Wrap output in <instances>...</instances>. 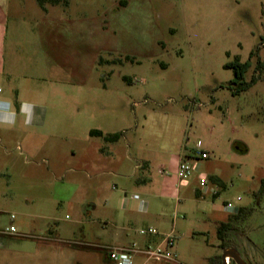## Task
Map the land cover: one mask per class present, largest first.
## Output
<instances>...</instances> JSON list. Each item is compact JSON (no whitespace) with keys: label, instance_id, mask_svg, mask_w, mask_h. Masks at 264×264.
Segmentation results:
<instances>
[{"label":"rangeland","instance_id":"1","mask_svg":"<svg viewBox=\"0 0 264 264\" xmlns=\"http://www.w3.org/2000/svg\"><path fill=\"white\" fill-rule=\"evenodd\" d=\"M126 1L114 18L111 8ZM3 7L0 96L15 87L47 117L36 128V154L20 133L0 127V264H92L73 249L85 241L105 256L117 230L130 228L120 201L146 159L154 191L161 193L164 178L179 186L177 200L161 199L163 229L176 238L178 263L169 264H209L221 255L216 228L240 207L252 210L228 240L247 264H264V70L255 68L264 61V0H60L43 8L7 0ZM43 10L114 20L116 48L101 53L109 63L96 65L87 87L44 80L35 36ZM235 56L249 61L246 80L256 76L245 91L236 92L224 68ZM97 125L121 131L104 171L96 160L110 143L87 132ZM199 151L209 157L192 158L197 168L179 179L180 155ZM201 178L212 190L197 196ZM10 225L15 233L4 231Z\"/></svg>","mask_w":264,"mask_h":264},{"label":"crops","instance_id":"2","mask_svg":"<svg viewBox=\"0 0 264 264\" xmlns=\"http://www.w3.org/2000/svg\"><path fill=\"white\" fill-rule=\"evenodd\" d=\"M5 2L7 3V0H0V8H2L0 11V41L6 40L5 33H1L2 29L7 25L5 24L6 14L5 8L3 7ZM124 5L127 6L128 1L121 6L115 5L111 8L114 18H116V13L120 11ZM108 20V18L100 17L95 20H90L86 17L64 16L59 13L53 14L43 10V13L40 14V17L36 22L35 36L41 54L44 80L51 84H59L81 89L87 87L96 65L109 63V61L104 60L101 53L105 50L107 52L114 51L116 48L117 27L114 24V20H112L113 25H111ZM0 70L1 73H3V68ZM105 87L107 88L108 86ZM13 93L14 95L4 93L0 96V127L8 128L10 131L16 130V132L22 135V139H20L19 142L23 144L25 150L30 154H36L40 151L36 145V131L38 130L36 128L45 127L43 124L47 117V108L37 107L32 103L28 104V102L21 101L19 97L20 92L15 87H13ZM15 108L16 111L14 110ZM17 125H21L22 129L18 128ZM108 128L109 129H104L101 125H97L88 128L87 132L89 135L91 130H99L103 134L121 132L111 131L112 129H110V127ZM62 131L63 130H53V134L63 135L58 133ZM72 131V128L67 130V132ZM38 132V135H41L40 130ZM24 136L27 138H24ZM116 141L117 140L109 142L110 147L105 146L100 149L104 156H101L102 158H97L96 167L100 168L102 171H104L109 164L107 163V159L112 157ZM192 156L193 155L188 153L180 155L177 163L178 166L183 161L189 162L193 158ZM85 163L88 164L89 162ZM134 168L137 171L136 175L133 176L134 178L132 179V182H129L133 192L127 197L126 194L128 189H124V196L126 195L127 198L122 202V198L124 197L122 196L120 201V204L125 211L121 216L122 223L126 222L130 228L122 226L121 230H117L115 233V236L117 237L116 245L136 243L140 247H146L148 245L160 243L161 235H141L139 230L153 227L158 233H169L163 229V220L166 217V209H164V206L166 207L167 203L161 199L174 198V200H177L179 197V186L177 187L176 183L171 186L170 180L164 178L163 189L159 194V192L154 191L151 186L153 176L151 177L150 173H146V171L150 172V162L147 159L142 160L138 162ZM193 189L197 196L202 194L199 184ZM150 198H152V200H150ZM155 198L160 199L161 203L155 201ZM176 205L177 204H175V206ZM134 206H136V211L133 208ZM87 207L89 209L92 206L88 205ZM85 213L88 214L86 211ZM88 223H90V221ZM152 224H154V226ZM170 232L173 233V231ZM174 241H176L175 235ZM86 243L88 242L85 241L73 245V249L77 253L79 252L85 255L82 256V258L86 257V260L91 261L92 264H113L109 260L107 254L104 256L99 254V252L95 253L93 251L95 250L93 248L99 247L87 246L88 244ZM216 255L218 254L213 256ZM174 263H178V260Z\"/></svg>","mask_w":264,"mask_h":264},{"label":"built area","instance_id":"3","mask_svg":"<svg viewBox=\"0 0 264 264\" xmlns=\"http://www.w3.org/2000/svg\"><path fill=\"white\" fill-rule=\"evenodd\" d=\"M204 159L209 157L207 151H199L194 155L193 158ZM197 168V164L193 161V164L189 162H181L177 169V176L181 180L187 179L192 171ZM161 172V171H160ZM199 187L201 193H206L212 189L206 188V181L204 178L199 180ZM216 194V193H213ZM126 195L122 198V202L126 200ZM239 198H236L234 203L227 202L226 206L231 208L237 203ZM9 218L12 220L14 215H10ZM7 233H15L16 229L14 226L10 225L8 228L4 229ZM141 235L144 234H160L161 241L155 245H148L146 247H140L136 243L127 245H115L107 247V255L109 260L113 264H152V263H172L176 261V253L173 249L174 247V235L172 232L169 233H158V231L153 227H148L139 230Z\"/></svg>","mask_w":264,"mask_h":264},{"label":"trees","instance_id":"4","mask_svg":"<svg viewBox=\"0 0 264 264\" xmlns=\"http://www.w3.org/2000/svg\"><path fill=\"white\" fill-rule=\"evenodd\" d=\"M36 1L42 8L46 2H49L52 4L60 3V0H36ZM263 13H264V7H263ZM253 54L254 52L251 51L250 56H252ZM249 66H250L249 61L242 62L238 56H235L231 61L224 64V68L232 70L233 78L230 81V83L236 86L237 88L236 92L247 90L255 82L256 76H251L249 80L245 79V74ZM255 68L257 70H264V61L258 60L256 62ZM90 135L101 136V137H104L106 141L112 142L119 138L120 132L103 134L99 130H91ZM210 179L213 182H217L219 184L221 183V180L217 176H210ZM251 210H252L251 208L240 207L237 209L236 212L231 213L225 221L220 222L218 224L216 228V237L219 241L218 246L221 250L224 247L229 246L228 240H227L229 232L235 229L236 223L238 222V220L245 218L247 214L251 212ZM220 256L221 255L219 254V255L210 257L209 264H222Z\"/></svg>","mask_w":264,"mask_h":264},{"label":"water","instance_id":"5","mask_svg":"<svg viewBox=\"0 0 264 264\" xmlns=\"http://www.w3.org/2000/svg\"><path fill=\"white\" fill-rule=\"evenodd\" d=\"M220 258L222 264H228L229 259L234 261L235 264H247L238 254L237 246L235 245L224 247Z\"/></svg>","mask_w":264,"mask_h":264},{"label":"flooded vegetation","instance_id":"6","mask_svg":"<svg viewBox=\"0 0 264 264\" xmlns=\"http://www.w3.org/2000/svg\"><path fill=\"white\" fill-rule=\"evenodd\" d=\"M235 228H237V227H235ZM234 234H236V233H234ZM236 235H238V234H236ZM234 238H236V237H234ZM227 240H228V237H227ZM230 241H231V240H230ZM235 241H236V240H235ZM235 241H234V242L231 241V242H232V243H231V242H229V240H228V245H229V246H231V245H232V246L235 245ZM235 246H236V245H235ZM233 264H235L234 261H233Z\"/></svg>","mask_w":264,"mask_h":264}]
</instances>
